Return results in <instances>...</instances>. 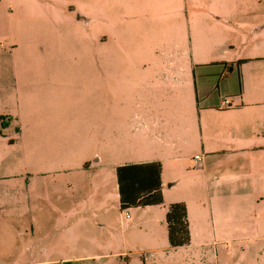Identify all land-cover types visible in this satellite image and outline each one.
<instances>
[{
	"label": "crops",
	"instance_id": "obj_1",
	"mask_svg": "<svg viewBox=\"0 0 264 264\" xmlns=\"http://www.w3.org/2000/svg\"><path fill=\"white\" fill-rule=\"evenodd\" d=\"M121 1L117 6L125 8L132 19L154 17L163 25L176 0ZM100 11L87 6L77 14L56 12L40 20L30 43L20 48L22 56L12 64L16 94L13 101L8 100L12 113L0 122V178L33 177V173L66 177L49 185L51 198L46 203L34 206L31 182L28 209L17 217L4 209L6 199L0 189V264L19 253L33 257V245L22 249L20 239L33 240V213L37 212L44 223L39 233L65 228L56 245L43 250L55 258L40 264H82L85 258L104 256L85 255L88 250L118 247L117 236L109 243L86 239L84 231L91 234L97 227L84 221L82 213L69 204L71 190L84 193L85 172L102 163L100 170L115 174L118 202L117 168L160 166L162 203L130 208L137 210L136 221L144 230L138 245L147 260L264 264V96L242 93L240 75L234 94L221 93L216 84V96L210 98L204 79L199 82V68L220 63L194 60L181 72L164 71L151 87L144 68L147 47L143 35H134L133 25H106L104 32L97 27ZM147 24L145 20L138 30L142 32ZM107 33L112 34L111 40ZM215 68H219L218 78L225 80L228 68ZM182 74L185 91L170 97L167 90L181 85ZM234 86L227 83L228 89ZM204 98L209 99L205 104L200 101ZM11 127L14 136L7 141L5 130ZM177 203L185 205L190 240L188 245L171 248L164 218L168 206ZM24 225L30 227V238ZM244 241L258 243L254 256L241 250L236 257L226 250L220 252L219 260L214 246ZM124 248L112 255L123 257L128 253ZM66 252L74 255L56 258ZM164 252H168L165 257Z\"/></svg>",
	"mask_w": 264,
	"mask_h": 264
},
{
	"label": "rangeland",
	"instance_id": "obj_2",
	"mask_svg": "<svg viewBox=\"0 0 264 264\" xmlns=\"http://www.w3.org/2000/svg\"><path fill=\"white\" fill-rule=\"evenodd\" d=\"M123 4L121 0H0V122H6L7 116L12 111L9 109L8 100L15 99L16 88L14 84L13 66L14 60L22 56L20 48L30 43L32 32L38 28L40 20L48 19L56 12L85 11L88 8L97 6L101 9L102 18L98 20L100 27L105 32V26L115 25L122 27L133 25L136 29L134 35H143L147 47V63L145 69L150 77L151 87L155 86L162 75L183 71L192 60L201 64L230 63L229 69L224 70L225 80L218 78L219 68L211 66L199 68V82L204 79L207 96H216V84L221 93L236 92L238 84L237 66L238 61H247L239 66L241 75L242 93L249 95L253 92L264 96V0H176L171 2L172 15H166L163 25L157 24L161 20L156 18L132 19L125 8L117 5ZM167 7V9H170ZM152 17V16H151ZM164 19V18H162ZM147 20L148 24L141 32L137 26ZM134 23V24H133ZM175 25V26H174ZM174 26V27H173ZM108 40L112 34L107 33ZM17 46L15 50L14 47ZM168 62L171 63L168 66ZM175 64V65H173ZM190 66V65H189ZM206 73V77L205 74ZM204 74V77L203 75ZM206 79H209L207 84ZM230 79V80H229ZM181 85L167 90L171 97L174 92L185 91L184 76H181ZM234 83V88L228 89L227 83ZM201 83V82H200ZM199 83V84H200ZM200 87V86H199ZM219 91V90H218ZM203 92V90H202ZM201 90L199 95H202ZM244 94V95H245ZM202 97V96H201ZM228 100L237 101L238 98L227 97ZM205 104L209 99H200ZM151 101V105H152ZM7 141L14 136V128L5 130ZM104 163L98 164L84 174V193L77 195L74 190L70 193V208H75L82 213L84 221L94 223L96 232L84 231L87 238L97 239L104 243L112 242L115 237L118 239L116 248L105 245L103 248L88 250L85 255H104L95 258H85L82 264H159L156 260H147L146 254L141 252L138 243L144 234L142 224L138 223L137 210H119V202L116 191L115 174L112 171L101 169ZM65 174L54 173L52 175H37L33 177L25 175H6L0 178V189L3 190L6 199L5 208L12 210L15 217L18 213L28 209V198L31 194V182H33V206L44 204L51 198L49 185L63 182ZM93 208L94 210H91ZM38 212L33 213L35 225L33 224V240L21 237L22 249L27 245H33V257L27 254H15L13 257H6L5 263L12 262H40L50 261V257L44 248L49 245H56V240L62 236L61 232L49 233L38 232L39 228L44 229L39 221ZM60 214V213H59ZM128 214L131 219H126ZM22 219L24 217L20 216ZM40 225L39 227L37 226ZM136 223L131 226V224ZM27 229L30 238V227ZM50 230V229H49ZM84 240V238H82ZM8 245V243H5ZM258 243L231 242L217 244L215 252L229 251L236 257L241 250L255 255L254 245ZM124 248L128 252L123 257L112 255L117 250ZM245 252V253H246ZM67 254V255H65ZM57 255L56 258L70 257L74 254L65 253ZM164 257L168 252H164Z\"/></svg>",
	"mask_w": 264,
	"mask_h": 264
},
{
	"label": "trees",
	"instance_id": "obj_3",
	"mask_svg": "<svg viewBox=\"0 0 264 264\" xmlns=\"http://www.w3.org/2000/svg\"><path fill=\"white\" fill-rule=\"evenodd\" d=\"M243 62H236L238 84L240 81L238 68ZM230 65L220 63L213 66H223L229 69ZM116 177L120 211L162 203L159 164L122 166L117 168ZM164 223L167 231V241L171 248L183 247L189 244L190 236L184 204L169 205Z\"/></svg>",
	"mask_w": 264,
	"mask_h": 264
},
{
	"label": "built area",
	"instance_id": "obj_4",
	"mask_svg": "<svg viewBox=\"0 0 264 264\" xmlns=\"http://www.w3.org/2000/svg\"><path fill=\"white\" fill-rule=\"evenodd\" d=\"M225 103H227V104H228V102H227V101H225ZM195 159H198V158L196 157ZM127 217H128V215H127Z\"/></svg>",
	"mask_w": 264,
	"mask_h": 264
}]
</instances>
